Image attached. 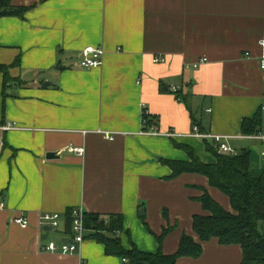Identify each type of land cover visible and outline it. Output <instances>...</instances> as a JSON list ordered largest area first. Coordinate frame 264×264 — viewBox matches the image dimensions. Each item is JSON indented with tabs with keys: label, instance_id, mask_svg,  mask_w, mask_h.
I'll use <instances>...</instances> for the list:
<instances>
[{
	"label": "crops",
	"instance_id": "obj_1",
	"mask_svg": "<svg viewBox=\"0 0 264 264\" xmlns=\"http://www.w3.org/2000/svg\"><path fill=\"white\" fill-rule=\"evenodd\" d=\"M10 7L27 9L0 17V64L10 65L6 85L0 72V125H16L0 132V264H127L90 230L76 252L46 249L73 240L75 208L121 214L127 250L155 254L170 226L164 254L178 250L184 233L200 241L193 216L209 212L198 198L207 190L233 211L230 199L205 175L171 177L161 161H189L178 143L216 162L206 144L221 153L217 143L193 135L195 126L226 137L236 152L249 150L253 175L262 174L264 140L253 136L264 135V122L250 136L243 121L259 111L264 118V0H10ZM89 45L103 47L102 66L81 65ZM145 111L159 134L145 132ZM43 213H60V226L40 227ZM21 216L30 223L14 221ZM242 258L239 244L213 238L201 256L177 264Z\"/></svg>",
	"mask_w": 264,
	"mask_h": 264
},
{
	"label": "trees",
	"instance_id": "obj_2",
	"mask_svg": "<svg viewBox=\"0 0 264 264\" xmlns=\"http://www.w3.org/2000/svg\"><path fill=\"white\" fill-rule=\"evenodd\" d=\"M26 9H13L10 7V0H1L0 17L14 14L23 17ZM9 66L0 64L5 85L10 80ZM176 96L179 100H185L178 91ZM144 116L147 130L154 121L150 120L149 115ZM263 120L262 111L253 118L244 119L243 132L250 136L259 133ZM176 145L187 151L190 159H161L172 169L171 177L185 172L205 175L211 186L220 189L229 197L233 211L226 210L205 190L198 200L209 214L193 216V228L200 241L184 233L178 250L173 254H164L162 251L163 241L171 232V226L166 227L162 234L157 236L160 249L155 254L139 250L135 245L129 250L125 249L120 237L124 230L121 214H111L106 218L97 213H85L86 228L92 232L93 237L104 244L107 255L127 259V264H177L178 259L184 256L198 258L203 253V243L213 238L222 245L239 244L243 250L241 264H264V232L261 227L264 223V166L262 174L254 176L251 171V154L247 149L236 154L219 153L213 145L207 143L206 150L215 156L216 162L203 163L191 146L178 143ZM165 215H168L167 211ZM68 220L72 226L71 211L68 213Z\"/></svg>",
	"mask_w": 264,
	"mask_h": 264
},
{
	"label": "built area",
	"instance_id": "obj_3",
	"mask_svg": "<svg viewBox=\"0 0 264 264\" xmlns=\"http://www.w3.org/2000/svg\"><path fill=\"white\" fill-rule=\"evenodd\" d=\"M261 45L264 46V40L261 41ZM83 59L81 61V65L86 68H97L103 65L104 60V54L105 51L103 47L89 45L83 49ZM208 58L201 59L200 61L194 63V67L197 68L199 65L203 62H206ZM164 59L161 57H155L154 61L159 62L163 61ZM261 67L264 69V54L261 57ZM177 89H174L176 91ZM264 110V107H263ZM144 115H148V112H144ZM146 121V120H145ZM16 125L14 123H6L0 125V132H5L11 129H15ZM145 132L149 134H159V132L156 130V128L151 125L149 129L145 130ZM167 136H175L177 134L174 133V131H170L168 133H165ZM195 136L203 137V138H212L217 143V147L221 153H231L236 154L237 152L234 151L233 148H231L226 142L225 138L222 135H216V134H205L202 133L197 126L194 127V134ZM107 136L110 139H113L114 137L110 135V133H107ZM255 138L264 140V135L258 134L257 136H253ZM68 151L71 153H76L78 155H84L85 148L82 147H75L71 146L68 148ZM262 157L264 158V151H262ZM1 207L3 204L0 205ZM72 216V229L74 232L73 240H69L68 242H63L61 246L56 245L54 242H50L49 245L46 246V249L48 251H61L63 253H72L78 251L80 245L82 242L86 239V233L89 231L88 228H86L84 223V217H85V211L82 208H75L71 211ZM60 219L61 214L60 213H43L40 216V227L44 225H48L52 228L59 227L60 226ZM16 223H19L21 225H28L30 222L28 218L25 217H16L14 219ZM123 261H127V259H123Z\"/></svg>",
	"mask_w": 264,
	"mask_h": 264
},
{
	"label": "water",
	"instance_id": "obj_4",
	"mask_svg": "<svg viewBox=\"0 0 264 264\" xmlns=\"http://www.w3.org/2000/svg\"><path fill=\"white\" fill-rule=\"evenodd\" d=\"M48 156H49V157H55V154H49ZM140 213H141V214H144V209H142ZM67 241H68V240H67ZM67 241H66V242H67Z\"/></svg>",
	"mask_w": 264,
	"mask_h": 264
},
{
	"label": "rangeland",
	"instance_id": "obj_5",
	"mask_svg": "<svg viewBox=\"0 0 264 264\" xmlns=\"http://www.w3.org/2000/svg\"><path fill=\"white\" fill-rule=\"evenodd\" d=\"M261 227H262V225H261Z\"/></svg>",
	"mask_w": 264,
	"mask_h": 264
}]
</instances>
